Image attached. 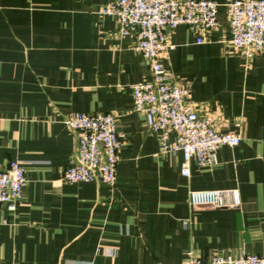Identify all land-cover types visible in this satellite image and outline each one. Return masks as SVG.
<instances>
[{
	"label": "crops",
	"instance_id": "0c3cea01",
	"mask_svg": "<svg viewBox=\"0 0 264 264\" xmlns=\"http://www.w3.org/2000/svg\"><path fill=\"white\" fill-rule=\"evenodd\" d=\"M108 0H0V168L22 163L14 209L0 202V261L11 264H184L240 252L264 256V51L244 57L229 42L230 0H215L216 25L195 41L184 24L165 29L160 55L187 101L218 131H234L214 161L159 149L132 105L129 84L148 77ZM113 114L121 133L112 185L63 181L74 137L62 116ZM174 133L168 134L172 140ZM236 188L239 203H187L188 189Z\"/></svg>",
	"mask_w": 264,
	"mask_h": 264
},
{
	"label": "built area",
	"instance_id": "2783aa9c",
	"mask_svg": "<svg viewBox=\"0 0 264 264\" xmlns=\"http://www.w3.org/2000/svg\"><path fill=\"white\" fill-rule=\"evenodd\" d=\"M217 4L215 0H108L98 9L116 17L120 33L134 32L133 47L147 63L148 77L129 84L132 105L144 113L147 128L158 136L160 151L181 152L180 172L185 176L191 160L196 165L212 163L216 148L236 144L239 135L218 131L209 116L198 113L187 101V83L172 80L159 55L171 46L165 29L178 24L196 32V42L203 41L204 34L217 23ZM227 8L231 45L244 57L264 51V0H230ZM62 121L74 137V149L60 179L112 185L121 143L113 114L74 110L63 115ZM170 132L174 133L172 140L168 139ZM24 183L19 160H9L0 168V202L8 210L20 200ZM187 203L233 206L239 203V195L236 188L188 189ZM186 254L184 264H264V256L256 253H214L207 258L190 251Z\"/></svg>",
	"mask_w": 264,
	"mask_h": 264
}]
</instances>
